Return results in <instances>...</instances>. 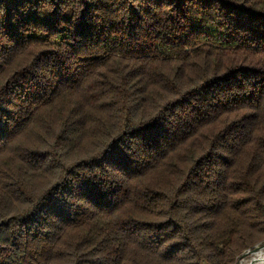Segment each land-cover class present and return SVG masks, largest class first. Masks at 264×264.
<instances>
[{"label": "trees", "instance_id": "obj_1", "mask_svg": "<svg viewBox=\"0 0 264 264\" xmlns=\"http://www.w3.org/2000/svg\"><path fill=\"white\" fill-rule=\"evenodd\" d=\"M262 243L264 0H0V264Z\"/></svg>", "mask_w": 264, "mask_h": 264}, {"label": "bare ground", "instance_id": "obj_2", "mask_svg": "<svg viewBox=\"0 0 264 264\" xmlns=\"http://www.w3.org/2000/svg\"><path fill=\"white\" fill-rule=\"evenodd\" d=\"M260 251V252H259ZM261 252H264V249H259L255 253L251 254V257L247 260H243L240 262H245L244 264H264V254H261Z\"/></svg>", "mask_w": 264, "mask_h": 264}, {"label": "water", "instance_id": "obj_3", "mask_svg": "<svg viewBox=\"0 0 264 264\" xmlns=\"http://www.w3.org/2000/svg\"><path fill=\"white\" fill-rule=\"evenodd\" d=\"M263 246L264 245H261V246H255L252 250H249L247 251L246 253L243 254V257L246 256V255H249V254H253L255 253L256 251H258L259 249H263Z\"/></svg>", "mask_w": 264, "mask_h": 264}, {"label": "rangeland", "instance_id": "obj_4", "mask_svg": "<svg viewBox=\"0 0 264 264\" xmlns=\"http://www.w3.org/2000/svg\"><path fill=\"white\" fill-rule=\"evenodd\" d=\"M259 252H260V251H259ZM261 254H264V252H261ZM250 257H251V254L242 257L241 259L238 260L237 264H240L241 261H243V260H247V259H249ZM244 263H245V262H242L241 264H244ZM252 264H253V262H252Z\"/></svg>", "mask_w": 264, "mask_h": 264}, {"label": "built area", "instance_id": "obj_5", "mask_svg": "<svg viewBox=\"0 0 264 264\" xmlns=\"http://www.w3.org/2000/svg\"><path fill=\"white\" fill-rule=\"evenodd\" d=\"M261 245H264V243H262V244H258V245H256V246H261ZM263 249H264V246H263Z\"/></svg>", "mask_w": 264, "mask_h": 264}]
</instances>
